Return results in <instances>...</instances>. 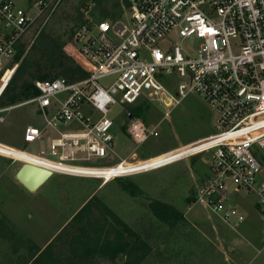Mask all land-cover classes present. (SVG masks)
<instances>
[{
	"label": "built area",
	"instance_id": "built-area-1",
	"mask_svg": "<svg viewBox=\"0 0 264 264\" xmlns=\"http://www.w3.org/2000/svg\"><path fill=\"white\" fill-rule=\"evenodd\" d=\"M122 1L128 19L121 13L77 36L87 76L77 81L63 77L35 81L38 95L22 104H36L44 119L42 128L28 126L24 134L25 144L36 143L39 154L0 143V157L33 163L14 156L21 151L54 165L39 166L53 175L99 179L106 184L102 172L108 168H121L111 178L116 180L208 154L210 176L196 191V200L236 229L245 215L230 201L241 193L253 194L264 220V0ZM49 5L40 0L24 9L11 0H0V20L7 30L0 39L1 89L19 67L14 63L18 47L38 27ZM191 38L200 42L193 55L179 42ZM171 76L179 81L174 91L164 85ZM191 94L200 96L216 113L218 133L149 159L87 165L96 158H109L114 151L111 106L138 107L160 99L171 107ZM129 113L125 132L137 147L159 136L157 127L151 128L140 117L129 119ZM48 131L57 136L47 137ZM42 142L45 150L40 149Z\"/></svg>",
	"mask_w": 264,
	"mask_h": 264
},
{
	"label": "rangeland",
	"instance_id": "rangeland-1",
	"mask_svg": "<svg viewBox=\"0 0 264 264\" xmlns=\"http://www.w3.org/2000/svg\"><path fill=\"white\" fill-rule=\"evenodd\" d=\"M11 1L17 7L27 9L34 7L40 0ZM46 1L50 5L43 11L38 27L31 29L24 38L23 59L26 57L37 65L39 63L36 61H40L42 68L52 69L50 74L56 78L73 80L70 75H66L70 67H79L85 71L76 45L80 31L91 30L99 21H113L121 13H125V19L129 18L122 7V0ZM47 17L50 19L45 24ZM6 33L5 25L0 20V39ZM173 41L177 43V40ZM179 42L191 55L200 45L194 38ZM57 62L61 65L54 67ZM14 63L21 64V61L15 57ZM24 82L34 83L35 80L29 76L24 80L16 79L12 82L10 95L18 93ZM178 83L174 76L164 80L169 91L176 90ZM23 103L0 108L6 110L0 113V142L39 154L36 143L26 146L24 134L29 125L43 127L44 119L36 104ZM139 107L140 118L151 128L157 127L159 136L151 137L147 143L137 147L125 132L126 112L136 107L113 105L108 117L115 123L114 151L109 158L93 159L88 166H113L122 159H149L218 133L216 113L205 100L195 94L187 95L179 105L171 107L164 106L160 99L145 101ZM46 135L49 138L57 136L51 131ZM45 148V142H42L40 149ZM133 153L137 154L136 159ZM48 158L58 160L57 157ZM8 164L16 165L12 180L7 177L0 180V264H24L29 259L30 248L19 235L24 228L37 229L47 218L42 215L43 212L37 215L40 210L51 209L46 202L47 198L52 201V195L57 194L54 202L59 201V206L56 205V208L65 207L64 211L68 214L99 187L94 201L106 204L151 247V254L143 264H264V220L255 207V195L241 193L237 199L233 197L230 201L245 215V221L236 229L196 200V191L210 176L211 157L208 154L156 171L114 179L108 185H103L99 179L54 174L36 194L22 188L17 181V174V180L13 178L22 163H14L9 159L5 161L0 157V169ZM123 184L129 185L136 195L131 196L126 192ZM64 192L69 195V205L62 200ZM153 201L176 207L183 213L185 220L173 226L162 222L150 208ZM99 216L98 212L94 215L95 218ZM124 260L119 257L113 262L100 259L97 264H122Z\"/></svg>",
	"mask_w": 264,
	"mask_h": 264
},
{
	"label": "trees",
	"instance_id": "trees-1",
	"mask_svg": "<svg viewBox=\"0 0 264 264\" xmlns=\"http://www.w3.org/2000/svg\"><path fill=\"white\" fill-rule=\"evenodd\" d=\"M23 44L24 43L20 44L15 56L17 61H21V64H19L12 81L0 94V108L26 102L38 95L34 83L29 82H24L18 93L10 95L12 82L16 79L24 80L27 76L35 81L56 78L52 77L50 74L52 69L46 67L42 68L40 61H36L39 63V65H37L29 61L26 57L23 59L25 49ZM60 62H57V65H54V67L61 65ZM66 75L72 77L73 80L68 79L69 81H77L85 78L87 73L79 67L76 69L70 67L66 71ZM129 112V116L131 114L132 118L140 117L141 115L139 106L136 107L135 110ZM123 186L124 190L131 196L136 195L135 191L130 189L129 185L123 184ZM95 199L96 198L93 197L73 220V223L83 220V224L86 225V230L82 234H79V237L75 236L72 240V245L80 243L83 246L84 251H89V253L93 255L98 252L100 257L104 258L106 261L113 262L120 256V254H122L125 258L122 264H143L151 254V247L149 244L140 238V236L137 235V233L134 232L106 204L101 201L96 203L94 201ZM150 208L158 219L171 226L185 220L183 213L172 205L160 201H153L150 204ZM94 210L99 211L100 216L98 218L94 217ZM50 248L51 247L48 249ZM48 249L44 253H41L36 260L40 261L45 259ZM37 254V251L33 252L31 258L37 256ZM69 260L72 261V259Z\"/></svg>",
	"mask_w": 264,
	"mask_h": 264
},
{
	"label": "crops",
	"instance_id": "crops-1",
	"mask_svg": "<svg viewBox=\"0 0 264 264\" xmlns=\"http://www.w3.org/2000/svg\"><path fill=\"white\" fill-rule=\"evenodd\" d=\"M52 133L56 134L55 132H52ZM4 145L22 150L21 148H18L13 145H8V144H4ZM22 151H25V150H22ZM4 159L5 161L8 160L6 158ZM14 163H20V162H14ZM14 165L16 164H13V166L8 164V166H5L4 168L0 169V180L6 177L8 178V180L10 179L12 180L11 176H12L13 169L15 167ZM22 166H23V163H22ZM22 166H20L19 170L22 168ZM19 170L14 174L13 178L15 180H17L16 174L19 172ZM50 179H48L36 191H29L21 183L20 184L22 188L26 189L28 192L32 194L34 193L36 194ZM108 184L109 183H107L106 185ZM97 190L91 193L87 198H85V200H83L81 204H79V206L75 210L71 211L68 214L65 213L64 211L65 207H58V209L56 208V205L59 206V201L54 202L55 200H57V194L52 195V198H51L52 201L50 200V198L46 199V202L47 204H49L51 209L50 210H45V209L40 210L37 215H41L40 212H43L44 214L42 215H45L47 218H44V220L37 227V229H34L35 227L33 229L24 228V230H21V235H19L23 240L27 241V247L30 248L29 249L30 250L29 259H26V263L24 264H97V260L101 259V260L106 261L104 258L100 257L98 252H96L93 255V254H90L89 251H84L83 250L84 248L80 243H76L72 245V240L75 238V236L82 234L86 230V227H85L86 225L83 224L84 223L83 220H80L77 223L76 222L73 223V220L81 212L84 206L94 196H96L95 194ZM68 196L69 195L67 193L65 192L62 193V200L64 201L66 205H69L70 203ZM52 204H53V207H51ZM96 212L99 213L98 210H94L93 214L95 215ZM36 213H37V210H36ZM29 215L35 216V214H29ZM61 216H64V218L61 219ZM49 247L51 248L48 249ZM47 249H48V252L45 255V259L37 261L36 259L38 258V256L41 253H44ZM36 251L38 252L37 256H35L34 258H31L33 252H36ZM20 256H21V252L19 253V258L21 259ZM69 259H72V261H70Z\"/></svg>",
	"mask_w": 264,
	"mask_h": 264
},
{
	"label": "water",
	"instance_id": "water-1",
	"mask_svg": "<svg viewBox=\"0 0 264 264\" xmlns=\"http://www.w3.org/2000/svg\"><path fill=\"white\" fill-rule=\"evenodd\" d=\"M129 118H132L131 114ZM52 176L53 173L51 171L29 163L23 164L17 173L18 181L29 191H36ZM120 258L124 259V256L120 254Z\"/></svg>",
	"mask_w": 264,
	"mask_h": 264
},
{
	"label": "bare ground",
	"instance_id": "bare-ground-1",
	"mask_svg": "<svg viewBox=\"0 0 264 264\" xmlns=\"http://www.w3.org/2000/svg\"><path fill=\"white\" fill-rule=\"evenodd\" d=\"M3 91H4V88H2ZM2 91V92H3ZM170 104V102H168V105ZM175 150V149H174ZM173 151V150H172ZM170 152V151H169ZM165 154V153H164ZM162 155V154H161ZM14 156L18 159H21V161H32L33 163H30L32 165H36V166H42L44 164L46 165H49V166H54L50 163H47L46 161H43V160H39L37 159L36 157H30L29 155H25V154H22L21 151H17L15 152ZM136 159V158H134ZM122 171H121V168L120 169H115V168H108V169H105L102 174L104 175V178L106 179V184L111 182L112 181V177L113 176H117L118 174H120ZM104 179V180H105ZM119 179V178H118ZM106 184H103V185H106Z\"/></svg>",
	"mask_w": 264,
	"mask_h": 264
}]
</instances>
